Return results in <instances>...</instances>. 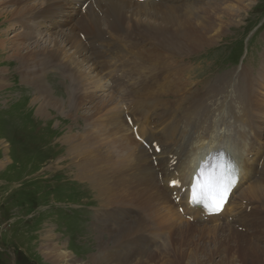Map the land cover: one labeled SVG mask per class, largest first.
I'll use <instances>...</instances> for the list:
<instances>
[{
    "label": "bare ground",
    "instance_id": "6f19581e",
    "mask_svg": "<svg viewBox=\"0 0 264 264\" xmlns=\"http://www.w3.org/2000/svg\"><path fill=\"white\" fill-rule=\"evenodd\" d=\"M246 1L0 0L3 33L21 30L18 41L12 45L16 34L12 37L0 35V55L8 56L7 52L11 51L9 54L21 60L15 70L19 69L22 79L31 81L36 87L33 101L38 117L45 119L49 107L63 111L73 109L85 115L86 109L84 113L79 109L92 104L87 123L91 127L94 125L88 129L90 133L86 135L82 129L74 136L69 130L63 141L68 144L67 153L73 157V164L80 166L76 171L86 172L84 179L76 172L75 176L88 182L103 198L96 214L100 226L98 251L87 261L79 258L67 243L60 242L61 235L55 229L48 228L41 235L40 249L50 261L56 264H145L143 256L149 249V235L143 225H149L148 211L163 208L176 213L179 207L177 209L174 199L179 196L183 211L191 214L193 222L195 218L220 219L227 208H232L230 204L243 182L248 183L245 187L248 192L255 191L254 197H260L257 191L264 185V143L256 146L251 140V133L256 130L249 125L253 99L248 89L254 85L249 69L244 67L240 74L234 69L216 75L215 79L207 77L205 94L200 92L201 86L191 87V93L186 91L189 96L185 97H178L177 90L193 83L184 79L185 69L200 62L202 52L210 49L206 48L218 41L225 29H230L235 21L242 22L243 9L247 10L252 4V1L245 4ZM34 23L45 27L46 32L39 29L36 32L48 34L51 44L36 49L38 51L24 46L27 40L36 37ZM134 55L146 56L150 65L154 61L156 65H151L150 69L154 76L149 75L153 83L165 79L166 88L170 86L175 94L168 96L167 112L173 115L167 120L156 118L161 122L159 133L142 127L141 119L118 106L114 96L98 98L97 95L94 99V94H89L90 88L96 92L104 85L102 72L107 67L112 69L122 64L121 58ZM52 68L64 71L68 87L75 93L71 101L60 102L52 94L48 82ZM11 73L9 67L0 65V87L6 84L5 75ZM134 79V73H129L126 80L115 79L111 83L118 97L126 96L122 91ZM137 83L136 89L129 90V96L137 89H144L135 96L139 99L136 107L140 115L147 116L154 107L147 101L149 85L143 81ZM99 142L102 145L97 146ZM218 151L235 159L240 179L229 194L223 212L210 216L213 211L191 200V184L194 172L202 168L201 162ZM173 181L178 182V186H171ZM111 202L115 203L109 204Z\"/></svg>",
    "mask_w": 264,
    "mask_h": 264
},
{
    "label": "rangeland",
    "instance_id": "374dc122",
    "mask_svg": "<svg viewBox=\"0 0 264 264\" xmlns=\"http://www.w3.org/2000/svg\"><path fill=\"white\" fill-rule=\"evenodd\" d=\"M250 1L252 4L247 10L245 8L242 11L244 16L242 22L233 21L234 25L230 29H225L223 36L206 48L210 49L202 52L198 59L200 62L185 69L184 79L193 83L183 85L182 87L187 88L181 87L177 90L180 93L178 97H185L189 96L191 87L196 89L201 86L200 92L205 94L208 91L204 87V80L207 77L215 79L216 75L226 74L234 69H237V74L244 67L249 69L250 78L252 77L254 81V85L248 89L253 99L249 125L256 130L253 133L249 130V133L253 134L251 140L257 146L264 143V0H248L245 4ZM239 17L240 15L235 19ZM2 20L0 18V22ZM0 27L2 28L0 35H3L5 26L0 24ZM33 27V34L36 37L27 40L24 46L38 51L36 49L51 45L45 27L38 26V23H34ZM38 29L45 32L43 34L36 32ZM20 31L15 29L9 34H4L8 37L16 34L11 45L18 41ZM9 53L11 51L7 52L9 57L6 54L0 55L2 58L0 65L9 67L12 71L11 74L5 75L3 81L6 84L0 87V264H56L40 249L41 235L48 228L52 231L55 229V232L61 235L60 242L67 243L70 250L73 249L79 258L87 261L98 251L100 226L96 214L97 208L103 203L101 202L103 198L89 186L88 182L75 176L76 172L84 179L86 172L76 171V167L80 166L73 164V157L67 153L68 144L64 143L63 136L69 130L74 136H78L82 129L86 135L90 133L89 130L94 125L91 127L87 123L92 104L79 109L81 113L86 109L85 113L83 112L85 115L77 114L78 112L73 109L63 111L49 107L48 116L45 119L39 118L33 101L36 87L31 81L29 83L22 79L19 69L15 70L17 65L21 64V60L16 59L17 55ZM120 61L122 64L112 69L107 67L102 72L104 89L100 87L96 92H92L90 88L89 94H94V99L97 95L98 98L114 96L115 100H118L116 102L118 106L141 119L139 124L142 127L159 133L160 121L167 120L173 115L168 114L167 110L170 103L168 96L175 95L174 92L170 90V86L166 88L165 79L153 83L149 76H154L150 70L151 65H156L153 60V64L150 65L146 61V56L134 55L121 58ZM55 68L50 70L48 82L52 94L57 96L60 102H66L71 99L74 92L68 87L69 81L66 80L64 71ZM129 73H134L135 79L132 80L134 83L131 82L124 88L122 91V94L126 95L124 98L118 97V92L113 89L111 83L115 79L126 80ZM138 81L149 85L147 101L154 107L147 116L140 115L136 107L139 99L137 100L138 97L135 96H139L138 93L144 89H137L133 96H129V90L136 89ZM170 85L175 87L173 84ZM156 118L160 121L158 122ZM84 124L87 127H83ZM257 125L261 127L259 132ZM100 145L101 142L97 143V146ZM247 184L243 182L233 197L230 204L233 210L227 208V213L221 215L220 219H198L193 216L196 219V222H193L190 220L191 214L179 210L182 209L179 203L175 204L177 209L179 207L176 213L163 208L161 211L153 209L148 211L149 225H143L149 235V249L145 257L143 256L144 263L264 264V185L259 188V192L257 191L260 197L255 198L253 195L255 191L248 192ZM243 197L246 199L243 200ZM106 236L108 237V234H105V238Z\"/></svg>",
    "mask_w": 264,
    "mask_h": 264
},
{
    "label": "snow or ice",
    "instance_id": "6c2138e0",
    "mask_svg": "<svg viewBox=\"0 0 264 264\" xmlns=\"http://www.w3.org/2000/svg\"><path fill=\"white\" fill-rule=\"evenodd\" d=\"M236 172L235 167L221 168L218 172L213 170L207 174L202 171L197 177L196 187L193 188V203L203 204L209 211H220L234 184ZM173 184L178 186L176 181H173Z\"/></svg>",
    "mask_w": 264,
    "mask_h": 264
}]
</instances>
